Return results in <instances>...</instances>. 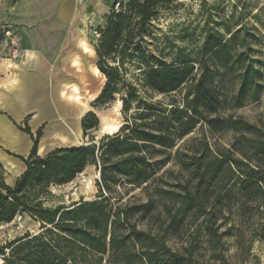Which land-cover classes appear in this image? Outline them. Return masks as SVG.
Listing matches in <instances>:
<instances>
[{
    "label": "trees",
    "instance_id": "1",
    "mask_svg": "<svg viewBox=\"0 0 264 264\" xmlns=\"http://www.w3.org/2000/svg\"><path fill=\"white\" fill-rule=\"evenodd\" d=\"M177 1L114 0L104 27L95 30L97 68L106 79L96 102L114 100L123 84V111L135 110L120 132L100 145L59 147L41 156L43 128L34 138L29 126L19 127L34 145L28 157L17 156L25 171L13 184L0 173V227L29 217L41 224V232L0 245V264H195L198 255L191 241L198 238L213 261L227 264L218 250L222 238L231 234L222 229L229 216L236 214L241 222L253 217L260 224L256 215L264 216V123L232 111L261 100L262 68L254 64L263 62L250 57L243 27H224L220 33L209 28V17L193 54L184 56L179 47L172 64L158 59L149 51L156 41L154 23L162 9ZM199 1L206 6V0ZM127 63L141 71L145 94L167 97L168 103L146 99L128 83ZM228 81L235 87L227 86ZM97 123L89 113L84 131ZM225 133L233 135L227 147L212 143L214 136ZM180 141L172 156L168 152ZM172 161L177 170L164 171ZM97 163L101 180L95 200L46 206L51 187L73 182ZM117 187L126 188L127 195L141 189L145 199L132 197L134 201L121 205L120 197L113 201ZM257 230L264 232V223ZM245 235L239 232L240 245ZM182 238L186 245L179 249L169 245Z\"/></svg>",
    "mask_w": 264,
    "mask_h": 264
},
{
    "label": "rangeland",
    "instance_id": "2",
    "mask_svg": "<svg viewBox=\"0 0 264 264\" xmlns=\"http://www.w3.org/2000/svg\"><path fill=\"white\" fill-rule=\"evenodd\" d=\"M13 3H15L14 0H0V31H4V39L0 42V165H2L0 173H3L4 180L9 185L13 184L25 171L24 162L17 156L28 157L34 145L31 136L24 133L19 127L29 126L33 137L36 138L37 131L41 128L44 130L46 123L50 121L52 122V130L45 137L42 133L40 138V141L42 140L41 152H52L56 149V145L60 144L58 133H54L58 125L53 123L55 121L53 120L54 113L49 102L53 97L59 109L58 112L70 126L68 128L70 137L76 143L73 145H100L105 138L120 132L126 120L135 115L134 109L126 114L123 111L122 99L127 92L123 84L118 86V93L114 100L106 104L96 102L106 84V79L97 68L95 45L98 38L95 30L104 27L106 16L102 17L103 21L94 19L90 25L89 21L91 22L92 19H89L86 21V23L88 22L87 25H81L82 38L85 42L81 48L85 50V56H76L75 61L61 62L62 72L60 73L56 69L52 74V69L48 74L37 76L35 85L27 88L28 94L25 96L27 101L22 105V109L16 110V112L7 109L5 102L9 98L10 91L19 88L18 79H20L18 75L16 77L12 73L14 63L20 58V46L13 34L10 33L11 30L8 27L10 23L7 22L8 8ZM207 17H209L210 22L209 28L220 33H225L224 27L244 28L241 37L243 35L248 37L252 49L250 57L263 62V65L256 63L254 66L256 69L262 68L261 81L264 84V0H206V6H203L199 0H178L171 7L162 9L159 21L154 23L156 41L149 47L150 53L158 59H162L167 65L177 60L176 51L179 47L183 48L184 56L193 54L202 43L207 26L205 25ZM231 18H234V21ZM229 21L231 25H216ZM56 40L57 37L53 39V41ZM50 49L53 50V47ZM65 53L66 50L62 56ZM49 64H53V61ZM125 67L128 69L125 76L127 82L136 85L143 95L141 71L133 64L127 63ZM226 85L235 87V84L230 83V81ZM143 96L146 99L152 98L153 102L168 103L167 97L160 95L144 93ZM180 98L178 97L179 100ZM232 112L250 122L264 123V93L259 102L247 104ZM89 113H93L97 117L98 123L95 128H90L85 132L83 122ZM224 114H228V111H224ZM24 116L26 117L22 120L21 118ZM33 117L34 120L41 117L42 125L38 130H33L30 126ZM90 121L93 123L92 120ZM105 125L108 127L102 129ZM108 128L113 131L109 132ZM232 139V134L225 133L214 136L212 143H216L220 147H227ZM183 141L178 142L176 148L168 153H172L174 156ZM68 143L69 141L66 139L61 142V144ZM9 163L20 165L22 172L18 173L11 170L8 166ZM100 169L99 163L89 165L73 182L63 186L51 187L50 196L45 199L46 206L51 208L60 205L70 207L81 202L95 200L100 192ZM169 169L177 170L174 161L170 162L164 171ZM141 191V189L129 191L130 193L127 195L126 188L117 187L113 201L120 197V204L124 205L128 200H132V197L144 200ZM256 218L260 219V224L264 223L263 215L258 214ZM258 223V220L255 221L253 217H247L245 221L241 222L236 214L229 216L222 229H230L231 234L222 238L221 248L218 250V253L221 251L227 264H264V232L255 231L260 226ZM243 230L246 235L244 242L240 245L237 237L239 232ZM40 232V223L29 217L17 218L12 223L0 227V245L20 238L26 233L39 234ZM186 241L185 238L172 239L169 245L173 249H179L186 245ZM191 242H193L196 255H198L195 264H219L211 258L212 253L203 239H193Z\"/></svg>",
    "mask_w": 264,
    "mask_h": 264
},
{
    "label": "crops",
    "instance_id": "3",
    "mask_svg": "<svg viewBox=\"0 0 264 264\" xmlns=\"http://www.w3.org/2000/svg\"><path fill=\"white\" fill-rule=\"evenodd\" d=\"M113 3L114 0H16L10 4L7 14V22L10 23L8 27L20 46V58L14 63L12 73L20 79L17 78L19 88L10 91L5 107L13 112L22 109V105L27 101V88L35 85L37 76L48 74L52 69V74L56 69L60 73L61 62L75 61L76 56H85V50L81 48L85 43L81 25H87L86 21L89 19H92L89 21L90 25L94 19L103 21L102 17L110 13ZM55 37L57 40L53 41ZM50 47H53V50ZM65 50L66 53L62 56ZM51 61L53 64L50 65ZM49 102L54 113L53 123L58 125L54 133H58L60 144H57L56 148L73 146L76 143L70 137L68 122L58 112L54 97ZM41 125V117L37 122L33 117L31 128L38 130ZM51 127L52 122H47L43 137L52 130ZM64 139L69 143L61 144ZM41 142L42 140L39 142L38 154L44 156L50 152H41Z\"/></svg>",
    "mask_w": 264,
    "mask_h": 264
},
{
    "label": "bare ground",
    "instance_id": "4",
    "mask_svg": "<svg viewBox=\"0 0 264 264\" xmlns=\"http://www.w3.org/2000/svg\"><path fill=\"white\" fill-rule=\"evenodd\" d=\"M96 71L98 72V70L96 69ZM85 114V113H84ZM38 119H40V117L38 118H36L35 119V121L37 122L38 121ZM105 127V128H104ZM102 129H106V127H108V126H104ZM73 130V129H72ZM107 130H109V132L110 131H113L111 128H108ZM112 134H114V133H112ZM76 135V134H75ZM8 166H9V168L11 169V170H13V171H15V172H18V173H21L22 172V168L21 167H19V166H17L16 164H13V163H9L8 164ZM85 190H86V188H85ZM90 192V191H89Z\"/></svg>",
    "mask_w": 264,
    "mask_h": 264
},
{
    "label": "built area",
    "instance_id": "5",
    "mask_svg": "<svg viewBox=\"0 0 264 264\" xmlns=\"http://www.w3.org/2000/svg\"><path fill=\"white\" fill-rule=\"evenodd\" d=\"M81 1H83V0H81ZM20 55V54H19Z\"/></svg>",
    "mask_w": 264,
    "mask_h": 264
}]
</instances>
